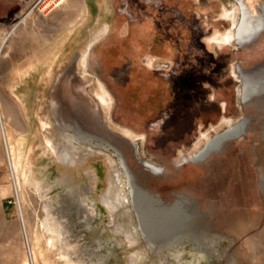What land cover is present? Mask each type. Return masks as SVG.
<instances>
[{"label":"rangeland","instance_id":"374dc122","mask_svg":"<svg viewBox=\"0 0 264 264\" xmlns=\"http://www.w3.org/2000/svg\"><path fill=\"white\" fill-rule=\"evenodd\" d=\"M237 6L0 0V264H264V91L244 103L238 69L261 73L264 31L244 47L210 40L235 30L223 13ZM51 98L60 122L107 142L64 140ZM243 119L244 136L191 160ZM122 158L147 206L180 199L181 226L203 211L213 220L197 235L176 224L144 233ZM119 194L129 202L112 210L103 199Z\"/></svg>","mask_w":264,"mask_h":264},{"label":"bare ground","instance_id":"6f19581e","mask_svg":"<svg viewBox=\"0 0 264 264\" xmlns=\"http://www.w3.org/2000/svg\"><path fill=\"white\" fill-rule=\"evenodd\" d=\"M238 6L236 7L237 10H225L223 13V16L225 19L232 22V25L234 27V31L232 33L223 34L221 37H213L211 38V42L214 44L219 45H230L231 43H235L239 47H244L246 45H250L253 43L258 35L264 31V6L262 7L263 10H260L259 14H254V11L250 8V6L245 2V0H237ZM58 3L57 5H60ZM236 11L238 12L239 20H237L236 17ZM86 58L84 57L83 60ZM239 73L240 77L242 79V101L244 103H247L249 99L256 94H259L264 91V66L262 69H259L261 73L259 72H246L243 71L240 67ZM63 78V75H59L57 80L58 82L61 81ZM100 89L102 91V96L100 97L102 101L106 102V94L107 91L103 87V85H100ZM51 109L52 114L56 118L58 122V126L62 131L61 137L66 140L67 142H72L74 139H78L79 141H83L89 144H94V141L97 139H100L103 142H107L102 138L97 137L96 135L92 134L89 131L83 130L78 121H75L73 124H65L64 122L59 121V111L61 104L59 101L55 100L54 98H51ZM82 122L84 124H88V118L82 117ZM231 126L226 129L229 130ZM219 135V134H217ZM233 135V133H226L227 138H230ZM213 139V138H212ZM208 140L204 147L207 145L206 150H214L219 148L221 144V140ZM49 143V141H47ZM203 147V148H204ZM202 148V149H203ZM50 149L53 151V153L56 155L57 159L62 162L63 164L69 165L72 164L75 161V154L74 152L68 147L64 146L60 148L59 145H51ZM202 149L195 153L191 160L197 161L202 160L204 156L201 154ZM9 152L11 155H14L13 150L9 149ZM122 166L125 170V174L127 177V183L130 187V196L131 198V205L134 208V210L137 212V218L140 223V229L144 231L147 235L150 233L155 232L153 229V225L159 224L163 231H167L170 233L169 230L170 227H168L171 224H176V229H180L182 223L186 220L185 217L188 215V210L186 207H183L182 202L180 199H176L172 204H169L167 207H164V209H154L150 205L147 206L146 198H148L149 195H147L146 192H144L143 188L138 186L136 183V179L132 171L129 169L128 165L126 164V161L124 158H122ZM148 169L153 172L157 173L160 172V168H158L155 165H150ZM16 170V168H13V171ZM121 195L116 196H106L104 197L103 201L112 209L116 210L117 206H123V204H126L129 202L127 198H123V200H120ZM231 204L229 205H237L238 203L234 198L231 199ZM213 220V214H210L209 212H201L198 215H195L192 221H189L187 226H184L183 228L189 229L190 232H193L197 235L198 229H202L204 226H207L209 222ZM226 220V218H221L220 221ZM152 225V226H151ZM211 227V226H209ZM214 227V226H212ZM211 227V228H212ZM117 228L119 230L124 231V227L122 223L117 224ZM175 231V230H174ZM127 235L129 233L126 232ZM199 235V234H198Z\"/></svg>","mask_w":264,"mask_h":264},{"label":"water","instance_id":"95a60500","mask_svg":"<svg viewBox=\"0 0 264 264\" xmlns=\"http://www.w3.org/2000/svg\"><path fill=\"white\" fill-rule=\"evenodd\" d=\"M247 123H248V121L243 119L240 122L236 123L235 125L231 126V128L229 130H225L222 133H220L219 135L214 136L212 140H221V143H222V142H225V141H229V140L236 139V138H239L241 136H244L245 135V128L247 126ZM228 132L233 133V135L230 138H227V136H226V133H228ZM206 147H207V145L202 149L201 154L203 156H207L210 152L216 151V150L219 149V148H217V149H214V150H208L207 151Z\"/></svg>","mask_w":264,"mask_h":264}]
</instances>
